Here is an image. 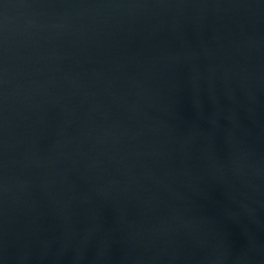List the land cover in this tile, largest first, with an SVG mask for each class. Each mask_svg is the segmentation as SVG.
Returning a JSON list of instances; mask_svg holds the SVG:
<instances>
[{
  "label": "water",
  "instance_id": "1",
  "mask_svg": "<svg viewBox=\"0 0 264 264\" xmlns=\"http://www.w3.org/2000/svg\"><path fill=\"white\" fill-rule=\"evenodd\" d=\"M0 264H264V0H0Z\"/></svg>",
  "mask_w": 264,
  "mask_h": 264
}]
</instances>
